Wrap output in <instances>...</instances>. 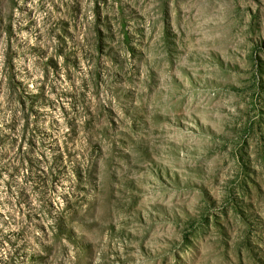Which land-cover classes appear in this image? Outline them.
Instances as JSON below:
<instances>
[{
	"label": "rangeland",
	"instance_id": "rangeland-1",
	"mask_svg": "<svg viewBox=\"0 0 264 264\" xmlns=\"http://www.w3.org/2000/svg\"><path fill=\"white\" fill-rule=\"evenodd\" d=\"M0 264H264V0H0Z\"/></svg>",
	"mask_w": 264,
	"mask_h": 264
}]
</instances>
